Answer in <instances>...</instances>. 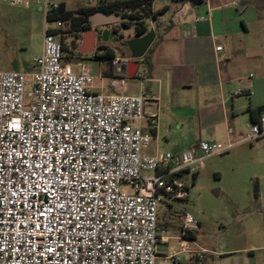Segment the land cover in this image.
I'll return each instance as SVG.
<instances>
[{
	"label": "built area",
	"instance_id": "built-area-1",
	"mask_svg": "<svg viewBox=\"0 0 264 264\" xmlns=\"http://www.w3.org/2000/svg\"><path fill=\"white\" fill-rule=\"evenodd\" d=\"M33 2L55 26H44L35 70H0V264H155L168 241L157 231L159 202L186 198L182 176L204 158L264 137V115L235 138L228 127L224 144L148 155L153 134L142 120L156 127L158 114L144 111L154 96L143 83L137 94L95 90L88 65L77 60L76 72L64 59L60 22L46 19L59 3ZM108 64L122 73L117 52ZM197 228L185 213L181 251H192L185 236Z\"/></svg>",
	"mask_w": 264,
	"mask_h": 264
},
{
	"label": "crops",
	"instance_id": "crops-1",
	"mask_svg": "<svg viewBox=\"0 0 264 264\" xmlns=\"http://www.w3.org/2000/svg\"><path fill=\"white\" fill-rule=\"evenodd\" d=\"M95 1L87 6H95L102 0ZM161 8L166 10L156 19H145L147 30L141 35L134 32L123 37L116 27L97 28L99 40L125 41L122 50L98 44L102 56L106 50H114L121 60L138 62L132 78L123 71L114 75L109 69L103 79H108L105 89L137 94L143 83L148 94L155 98L145 102L144 111L158 114V122L155 128L148 127L145 119L142 124L156 141L161 124L171 117L190 119L196 130L204 131L210 140L226 139L228 127L233 129L232 137H237L243 132L238 124L251 122L248 110L264 106V0H204L198 5L187 0H154L152 9ZM167 24L172 27L157 40V32ZM149 32L152 35L148 47L139 48ZM216 46L221 49L216 50ZM126 81L135 82V89ZM189 148L187 144L175 150L181 153ZM156 152L157 146L148 155ZM256 231L262 240L257 246L223 253L207 247L194 250L198 253L205 250L200 256L209 251L213 260L221 255L243 254L241 259L247 261L255 251L264 255V226ZM189 233L192 237L185 236L186 241H192L195 236L193 231Z\"/></svg>",
	"mask_w": 264,
	"mask_h": 264
},
{
	"label": "rangeland",
	"instance_id": "rangeland-1",
	"mask_svg": "<svg viewBox=\"0 0 264 264\" xmlns=\"http://www.w3.org/2000/svg\"><path fill=\"white\" fill-rule=\"evenodd\" d=\"M57 1L64 3L70 10L96 3L95 0ZM37 7L33 0L29 7L0 0V70L27 72L36 69L33 59L41 53L44 26H55L46 22L43 12ZM107 25L116 27L123 37L135 32L134 26L123 27L118 21ZM80 42L76 35L63 40L64 44L76 49L72 68L78 72L80 68L74 62H85L96 77L94 89L99 90L101 84L103 89L107 88L108 79L100 81L97 77L109 72L108 61L93 56L97 53V57H102L100 53L103 50L96 46L86 54H79L77 49ZM126 84L135 89V82L126 81ZM246 121L238 124V128L243 131L240 134L246 130ZM203 140L224 144L227 139L212 141L204 131L196 130L190 119L171 117L161 124L157 141L152 137L144 153L151 154L157 146L158 152L178 154L176 147L188 144L191 148ZM201 154L197 150L196 155ZM182 181L186 186V198L165 199L157 207L158 235L169 239L157 244L155 264H264L261 251H255V255L247 261L241 259L243 254L238 253L221 255L213 260L209 251L201 258L200 251H195L207 247L223 253L257 246L262 242L256 230L264 226V137L238 143L228 152L204 158L201 166H196L191 173L184 172ZM124 190L128 191L126 188ZM214 190H218V193L214 194ZM185 213L192 215L198 225L193 230L195 236L192 241L187 239L192 251L180 250ZM186 237L191 238L192 235L187 232Z\"/></svg>",
	"mask_w": 264,
	"mask_h": 264
},
{
	"label": "trees",
	"instance_id": "trees-1",
	"mask_svg": "<svg viewBox=\"0 0 264 264\" xmlns=\"http://www.w3.org/2000/svg\"><path fill=\"white\" fill-rule=\"evenodd\" d=\"M154 0H113V1H100L95 6H84L75 10L67 9L64 3H59L58 8L53 9L47 15V21H59L60 26L53 30V33L58 35L64 59L71 61L74 59L73 52L76 49L63 43L70 35H76L78 40L82 39V34L90 27L89 16L96 10H100L106 14H115L120 17L118 21L123 27L135 28V34L141 35L146 32L145 19H156L158 15L165 12L166 8L154 11L152 9V3ZM193 5H198L204 2V0H187ZM171 24L165 25L161 30L157 32V40L164 37L165 33L171 28ZM116 31V30H115ZM114 50H106L105 55L100 58L110 61L114 57ZM264 109V106L258 107L256 110H248L251 115V122L257 120L260 116V112Z\"/></svg>",
	"mask_w": 264,
	"mask_h": 264
},
{
	"label": "water",
	"instance_id": "water-1",
	"mask_svg": "<svg viewBox=\"0 0 264 264\" xmlns=\"http://www.w3.org/2000/svg\"><path fill=\"white\" fill-rule=\"evenodd\" d=\"M119 20H120V17L115 14H106L100 10H96L95 12H93L89 16L90 27L85 32H83L82 39L77 49V52L79 54H86L92 51L99 44L100 36L97 35L93 27L110 24L113 22H117ZM150 35H152V32H149L148 34H146V36L143 37V40L140 41L141 45L139 46V48L143 46H145V48L148 47L151 41V40H148ZM128 43L129 45H132V42L131 43L128 42ZM136 46L138 47V45ZM137 65H138V62L136 60H132L128 62L125 60H121V64H120L121 70L125 72V75L128 78H132L135 75ZM217 193H218V190H214V194H217Z\"/></svg>",
	"mask_w": 264,
	"mask_h": 264
},
{
	"label": "flooded vegetation",
	"instance_id": "flooded-vegetation-1",
	"mask_svg": "<svg viewBox=\"0 0 264 264\" xmlns=\"http://www.w3.org/2000/svg\"><path fill=\"white\" fill-rule=\"evenodd\" d=\"M103 26H107V24L102 25V26L93 27V29L97 33V28L103 27ZM99 44L106 46L109 49L112 48L113 46H116V48H119L120 50H122L125 47V41L123 40H99Z\"/></svg>",
	"mask_w": 264,
	"mask_h": 264
}]
</instances>
